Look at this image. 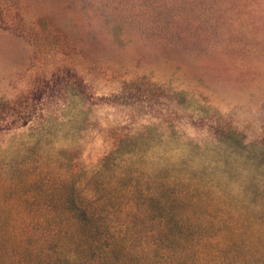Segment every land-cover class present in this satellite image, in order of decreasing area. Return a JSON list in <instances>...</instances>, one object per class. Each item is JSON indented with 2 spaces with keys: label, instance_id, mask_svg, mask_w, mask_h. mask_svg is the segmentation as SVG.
I'll list each match as a JSON object with an SVG mask.
<instances>
[{
  "label": "rangeland",
  "instance_id": "1",
  "mask_svg": "<svg viewBox=\"0 0 264 264\" xmlns=\"http://www.w3.org/2000/svg\"><path fill=\"white\" fill-rule=\"evenodd\" d=\"M59 193L100 227L47 264H264V0H0V211Z\"/></svg>",
  "mask_w": 264,
  "mask_h": 264
},
{
  "label": "trees",
  "instance_id": "2",
  "mask_svg": "<svg viewBox=\"0 0 264 264\" xmlns=\"http://www.w3.org/2000/svg\"><path fill=\"white\" fill-rule=\"evenodd\" d=\"M33 200L38 202L42 201L39 198H33ZM26 201L28 203L32 202L30 199H26ZM47 202L49 204H63L65 208L63 210L49 209L44 212L0 211V264H47L51 256H58L57 261H59L60 258L67 257L65 256L67 252L64 248L75 244L76 241L79 242L77 245L84 251L92 248L90 238L94 236H86L84 232V230H95V228H93L94 226L100 227V223L97 224L95 209H93L92 205L84 199L75 200L72 197L68 198L63 193H59L52 199H47ZM69 204H71L72 207H70ZM171 216L181 223L186 220L185 215L176 211L172 212ZM187 219L190 220V217ZM199 220L200 223H202L203 218L193 217L194 223ZM195 224H188L186 228L191 227V229L197 231L198 228ZM44 225H47L46 229H44ZM15 228L24 229V232L14 233L13 229ZM28 230L37 231L39 233V246L41 245V241L42 243H53V246L40 249L38 244L35 245L33 240H31L33 245H29L28 239L31 238L32 233L27 235L26 232ZM216 232L218 234H213L212 236L206 234L194 235L192 237V247L187 248L189 253L188 256L194 257L201 254L203 250L208 249L206 248L208 244L217 247L216 249L212 248L214 249L212 251L221 249V245H223L221 240H225L226 234L221 228L217 229ZM74 237L75 239H73ZM10 239L15 240L17 245L11 246ZM201 244L203 245V249L200 248ZM99 254L100 259H102L101 255H103L104 252L100 251ZM54 263L55 262L51 264Z\"/></svg>",
  "mask_w": 264,
  "mask_h": 264
}]
</instances>
